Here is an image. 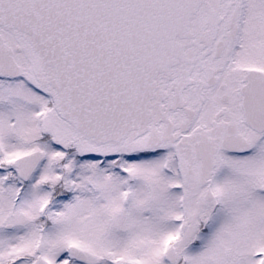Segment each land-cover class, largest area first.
Instances as JSON below:
<instances>
[{"label": "snow or ice", "instance_id": "snow-or-ice-1", "mask_svg": "<svg viewBox=\"0 0 264 264\" xmlns=\"http://www.w3.org/2000/svg\"><path fill=\"white\" fill-rule=\"evenodd\" d=\"M0 264H264V0H0Z\"/></svg>", "mask_w": 264, "mask_h": 264}]
</instances>
